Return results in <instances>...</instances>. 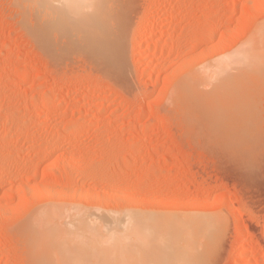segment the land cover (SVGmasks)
<instances>
[{"label": "rangeland", "instance_id": "1", "mask_svg": "<svg viewBox=\"0 0 264 264\" xmlns=\"http://www.w3.org/2000/svg\"><path fill=\"white\" fill-rule=\"evenodd\" d=\"M109 3L107 55L0 0V264H72L63 227L124 211L210 216L219 231L199 264H264V0ZM84 243L81 264H107Z\"/></svg>", "mask_w": 264, "mask_h": 264}, {"label": "bare ground", "instance_id": "2", "mask_svg": "<svg viewBox=\"0 0 264 264\" xmlns=\"http://www.w3.org/2000/svg\"><path fill=\"white\" fill-rule=\"evenodd\" d=\"M26 1L30 2V7H32V5H31V3H32L34 5V7H37L36 8L37 10L39 9L41 12H43V14H45V15L48 14L49 16L52 17L49 20V22H47L44 26H42V28L44 30H48V29L51 30V28H54L57 30H65L67 32H73L74 37L79 38L78 40L82 39L81 42L82 43L85 42L88 45V49H89V47L92 49L91 44H97L99 46L100 45L102 46L103 52H105V54L109 55V54L113 53L112 51L114 49L113 45H114L115 41H114V38L112 36L113 35L112 30H114V29L111 27L112 22L110 20H108L107 18H105L106 17L105 13L109 12V11L106 12V6H107L108 10L110 9L108 7V4H111V3H109L110 0H26ZM111 1H113V0H111ZM256 1H259V0H256ZM19 2H21V0H19ZM253 3L251 4V6L253 5ZM25 5H26V7L28 6L27 4H25ZM109 6H111V5H109ZM111 7H113V6H111ZM111 9L114 10L113 8H111ZM251 14H252V12H251ZM106 15H108V13ZM34 16L36 18V16H38V15H34ZM245 16H246V14H245ZM40 18H38L39 21H40ZM38 19L35 20L36 21L35 25L38 24L37 23ZM111 20H113V19H111ZM41 21L43 22V20H41ZM42 22L40 24H43ZM213 25L215 26V23ZM118 26H119V24H118ZM214 26H213L212 30L214 29ZM122 29L124 30V28H122ZM39 30H38V32H39ZM212 30L210 29V31H212ZM50 33H51V31H50ZM121 34H124V31L121 32ZM55 35L58 36L57 34H55ZM68 35H69V33L67 34V36ZM258 35L256 37H258ZM46 37L48 38L49 36L47 35ZM62 37H64V36H62ZM72 37H73V35L71 36V38ZM125 37H126V35H124V38ZM51 38H52L51 40L54 39V37H51ZM55 41H56V39H55ZM57 41H58L57 43L60 42L59 38ZM50 42L52 43V41H50ZM85 43H84V45H85ZM94 47H95V45H94ZM251 47H253V46H251ZM249 48H250V46H249ZM70 50H71V48H70ZM84 50H86V49H84ZM241 50H242V48H241ZM245 50H246V48H245ZM255 50L256 49H253V48L251 49V51H253V52ZM91 51H93V50H91ZM91 51H90V53H91ZM236 53L237 52H235L234 55ZM234 55L232 54V56H234ZM223 60H224V57H223ZM219 62H220V64H219L220 66L223 65V63H224V61H222V60ZM217 64L218 63H216L215 65H217ZM219 65H217V67H219ZM24 76H25V74H24ZM204 80H206V79H204ZM44 103H45L44 100L42 101V99H41L40 104L44 105ZM67 180H68V178H67ZM54 209H56V208H53L52 210H54ZM57 210H60V209H57ZM62 210H65V209H62ZM73 210H75V208ZM128 210H130V209H128ZM52 212H54V211H52ZM62 212H64V211H62ZM124 212H126L124 215H122L123 212L120 213L123 217L119 214L117 215V216H121L119 218L118 217L116 218V216H112V215H114V213L111 215V213L107 214L105 212L107 214V216L104 214L106 216V218L104 217V220H106V221L104 222L102 220L101 223H99V221H98L99 217H96V216H98L97 212H95L96 215L90 213L91 215H94L93 217L95 219L97 218V222L95 221V219L91 220V219H93V217L90 215H87V213H86V215L84 214V216H83L82 215L83 213L79 212L80 215L83 216V217L79 216V214L77 215L78 218L80 219V220L77 219L78 224H79V222H80V224L78 225L75 222V224H77L75 226L74 222L70 221L71 224L74 226L69 227L71 225H68L66 227H63L66 229L67 232L62 230L65 233H67V234H64L65 236L69 235L71 237V238H67V239H71L72 241L67 242V243H70V244L76 243V244H78L77 247L80 248V252H79V250H77V252H79V254H76L77 252H75V254L71 253L72 258L68 256L69 258H71V260L68 259V261L72 262V264H73L72 260H75L77 258V262L75 261L76 264H79L80 261H81V263H83L82 262L83 259L79 260L78 258L81 256V254H82V257H84L83 255L85 254V251L82 249L83 247L80 246L79 242L80 243L85 242L84 243L85 245H86V243L92 244V246H94V247L99 246L101 249H103V250H100L101 253H103L102 251L107 250V251H110L109 253L112 252V255L118 254V255L123 257V258L121 257L122 259H120V260H123L124 258H129L130 256H137V258H135V259L139 260L140 257H142L145 254L147 255V253H149L147 255V257H149L148 259L150 260V263L152 261H154L155 264H159V263L161 264L160 261H162V260H163L162 261L163 264H165L166 261H168V264H199V262L201 261L202 258H205L207 256L210 257L213 246H215L214 245L215 233L219 231L220 225L213 218H210V216L201 218L197 215L199 218L191 216L190 218H187V219H183L184 217L180 216L182 218L181 219L179 216H178L179 218L178 217L177 218H171L173 216H165L164 215L162 218V215H159V216H156L158 218H155L153 216L151 217V215H148V217H147L142 213L143 217L140 218V217H138L139 215L136 212H135L136 215H133L134 212H132V211L130 212V214H129V211L128 212L124 211ZM75 213H73V214H75ZM127 213H128V215H126ZM64 214H65V212H64ZM109 214H110V216H109ZM142 214H140V215L142 216ZM50 215L54 216L51 213L48 216L51 217ZM48 216H47V218H48ZM90 217H91V219H90L91 221L86 220L87 218H90ZM37 218L38 217H36V219ZM51 218L55 219L54 222H56L58 220V222L54 223V225L56 227H57V225H59L61 223V220H59V218H60L59 216H57V218L56 217L55 218L51 217ZM76 218L77 217H75V220H76ZM44 220H50V223L52 222L50 218L49 219L45 218ZM47 222L43 221V223H45V224ZM65 224H68V223H65ZM40 225L42 226L43 224H40ZM56 227H54V228H56ZM54 228L52 229L54 234H55V232L57 234V229H58V231L61 232L62 227L60 225L56 228V230H54ZM61 233L63 234V232H61ZM56 234L54 235L55 238L59 234V232L57 235ZM64 235L59 236V237L57 236L59 239L58 244H61V246L64 244L63 247H65V245H66L65 242L67 241V239H65L66 241L62 239V238L67 237V236L64 237ZM83 236L85 237L84 239H87L88 241H86V240L82 241ZM55 238H54L55 241H53L55 243H53L51 246L55 248V253L58 255L61 253V252L60 253L57 252V251H59L58 247L60 248V246L57 244V241H56L58 239L57 238L55 239ZM68 241H70V240H68ZM90 241H91V243H90ZM74 246H76V245L74 244ZM65 248H68V247H65ZM71 248H73V247H71ZM52 249L50 252H52V254H54V250H52ZM63 250H65V252L63 251L64 253L67 252L66 249L63 248ZM87 250L88 251L86 252V254H90V252L93 253V257H92V254L89 256V257H91V259L93 261L94 258H96L94 256H98L97 253L99 252V250H97V252L94 250V248L93 249H87ZM92 250H94L96 253ZM245 251H244V253H245ZM69 252H70V249L68 250V252L66 254L69 255L70 254ZM101 253H99L100 258H102ZM106 253H108V252H105V254ZM109 253L106 255H102L103 259L108 261L107 264L110 263L109 261L111 258V257H109V258L106 257L109 255ZM141 254H143V255H141ZM73 255H75L76 258ZM77 255H80V256L77 257ZM112 255H109V256H112ZM146 255H145V258L147 259ZM59 256L63 257V256H61V254ZM59 256L56 257V255H55V257H56L55 261L58 260V262H59V260L62 259ZM99 257H97V258H99ZM112 257H115V256H112ZM53 258H54V256H53ZM106 258H108V259H106ZM86 259L88 261H91L90 258H86ZM86 259H85V261H86ZM135 259L131 260V261H135ZM37 260H39V259H37ZM62 260H61V262H62ZM117 260H119V259H117L115 257V262ZM243 260H245V259H243ZM97 261L92 262V263L97 264L98 263ZM129 261H127V262H129ZM249 261H251V260H249ZM117 262H119V261H117ZM120 262H123V261H120ZM127 262H124V263L127 264ZM136 262H138V261L136 260ZM88 263L90 264V262H88ZM140 263L144 264V259H142L140 261ZM64 264H69V263H64ZM205 264H207V263L205 262Z\"/></svg>", "mask_w": 264, "mask_h": 264}]
</instances>
